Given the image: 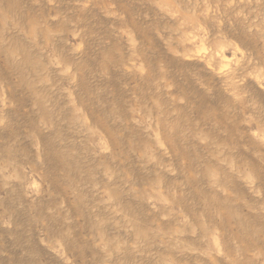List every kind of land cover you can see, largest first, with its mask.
I'll return each mask as SVG.
<instances>
[{"label": "rangeland", "instance_id": "374dc122", "mask_svg": "<svg viewBox=\"0 0 264 264\" xmlns=\"http://www.w3.org/2000/svg\"><path fill=\"white\" fill-rule=\"evenodd\" d=\"M0 264H264V0H0Z\"/></svg>", "mask_w": 264, "mask_h": 264}, {"label": "bare ground", "instance_id": "6f19581e", "mask_svg": "<svg viewBox=\"0 0 264 264\" xmlns=\"http://www.w3.org/2000/svg\"><path fill=\"white\" fill-rule=\"evenodd\" d=\"M262 131V130H261Z\"/></svg>", "mask_w": 264, "mask_h": 264}]
</instances>
